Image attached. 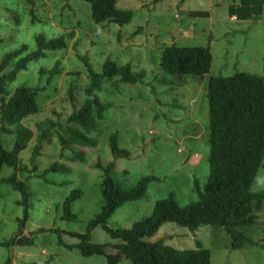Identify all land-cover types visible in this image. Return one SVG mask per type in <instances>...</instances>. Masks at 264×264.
I'll use <instances>...</instances> for the list:
<instances>
[{"label": "rangeland", "instance_id": "374dc122", "mask_svg": "<svg viewBox=\"0 0 264 264\" xmlns=\"http://www.w3.org/2000/svg\"><path fill=\"white\" fill-rule=\"evenodd\" d=\"M238 6V0H116V9L131 12L130 21L118 26L93 23L89 5L83 0H0V59L21 45L26 53L34 51L36 35L44 40L66 37L64 49L30 61L6 83L8 95L18 86L38 88L37 113L21 121L32 136L18 154V165L29 169L33 148L39 150L34 174L16 172L29 194L27 220L19 237L31 240V245L20 247L16 239L13 245H4L14 237L23 213L15 205L18 193L2 182L12 169L3 166L0 170V264L7 259L8 264H106L102 257L80 256L73 248L78 240L69 236L82 234L87 221L99 211L101 173L94 168L95 162H112L113 177L123 189L147 175L158 178L140 200L115 210L106 223L110 230L127 229L149 216L153 203L169 193L180 207L196 201L193 181L202 188L208 172V78L237 72L264 77V5L255 20L230 17L228 9ZM171 44L208 46V72L202 76L164 74L158 66L159 56ZM105 60L117 67L128 64L132 74L142 76L134 84L103 80L98 76ZM54 64L60 73L48 78L47 71ZM86 65L96 77L94 87ZM94 97L102 105L100 119L94 120L88 144L75 147L84 153L83 162H71V152L60 150L56 133L65 127L75 128L66 122L67 117L84 100ZM12 141V135L0 130V144L5 150ZM53 162L68 167L69 173L39 178ZM75 189L81 195L71 206L74 220L65 221L61 218L62 202ZM251 191L264 195V168L257 170ZM254 214L252 225L234 228L252 242L238 250H231L230 237L214 226H200L191 233L164 223L147 241L158 240L176 250L194 249V241H198L209 251V264H264V201ZM58 240L66 246H59ZM90 242L118 243L100 227L91 231ZM118 264L131 263L122 259Z\"/></svg>", "mask_w": 264, "mask_h": 264}, {"label": "trees", "instance_id": "16d2710c", "mask_svg": "<svg viewBox=\"0 0 264 264\" xmlns=\"http://www.w3.org/2000/svg\"><path fill=\"white\" fill-rule=\"evenodd\" d=\"M89 5L91 20L95 24L113 23L118 26L127 24L131 12L115 8L116 0H83ZM237 8H229L228 14L238 20L257 19L264 0H238ZM68 34L67 37H70ZM65 36L44 40L34 36L35 50L26 53L24 45L5 53L0 59V130L13 136L9 150L0 144V170L8 167L12 173L3 183L18 193L19 200L15 205L22 210V218L17 220L16 233L5 246L31 245V240L19 237L27 220L28 191L25 184L16 178V172L34 174L35 158L38 147H34L29 157L30 168L18 165V154L31 139L30 130L21 121L37 113L36 96L38 88L18 86L8 95L6 83L12 82L19 71L25 70L30 61L45 57L49 51L65 48ZM23 56H20L23 54ZM12 68L3 74L6 66L13 60ZM211 55L206 47H177L171 44L164 47L159 56V69L171 76H202L209 70ZM90 82L96 77L88 65L85 66ZM60 73L57 64L47 71L48 78ZM132 74L129 65L117 67L114 62L105 60L101 64V77L109 81L134 84L137 77ZM94 77V78H93ZM116 79V80H114ZM101 80V81H103ZM94 87V82H93ZM92 86H88V92ZM208 145V172L202 188L193 181V192L196 201L184 207L178 206L169 193L166 198L153 203L149 216L133 222L127 229L110 230L107 220L123 204L140 200L151 182L158 178L147 175L128 189H123L113 177V163L101 165L94 163V168L101 173L99 184L100 206L84 227L82 234L69 233L78 240L73 246L82 257H102L106 264H118L122 259L131 264H209L210 254L194 241V249L176 250L160 241H147L164 223H172L195 232L200 226L221 227L230 237V249L238 250L244 243L252 244L241 233L234 231L237 226H250L255 220L264 201L262 193L251 191V185L257 170L262 167L264 157V77L246 73H234L229 77H210L206 84ZM102 105L94 97L84 100L66 119L75 128L65 127L56 133L60 150L71 152V162H83L84 153L76 148L88 144L89 134L95 119H100ZM94 112V113H93ZM51 126V125H50ZM49 173H69L65 165L53 162L38 175L44 178ZM79 190H72L63 199L62 219L73 221L72 204L79 199ZM100 227L108 237L118 241L115 244H95L90 242V233ZM40 232L44 230L40 229ZM51 233H62L57 230H46ZM59 246H66L59 240ZM72 247H68L71 249ZM7 259L4 264H8ZM35 264V263H30ZM42 264H48V261Z\"/></svg>", "mask_w": 264, "mask_h": 264}]
</instances>
